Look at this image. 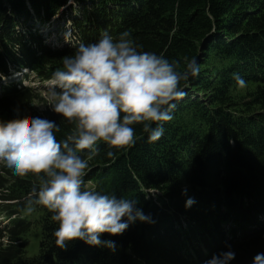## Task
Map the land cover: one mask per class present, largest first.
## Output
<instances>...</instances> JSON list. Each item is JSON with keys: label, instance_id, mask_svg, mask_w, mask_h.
Wrapping results in <instances>:
<instances>
[{"label": "trees", "instance_id": "trees-1", "mask_svg": "<svg viewBox=\"0 0 264 264\" xmlns=\"http://www.w3.org/2000/svg\"><path fill=\"white\" fill-rule=\"evenodd\" d=\"M105 31L129 32L139 51L177 62L178 71L190 60L200 66L180 82L186 95L174 101L159 140L133 125V146L99 142V155L88 160L84 187L136 200L150 222L102 234L115 251L81 240L60 249L52 213L40 205L28 211L38 177L6 170L0 264H206L229 250V264H252L264 254V0H0V79H10L0 86V113L23 119L35 98L24 85L29 75L49 81L78 43H97ZM237 73L252 86L239 102ZM39 117L59 125L58 141L74 127L51 108ZM81 155L87 159V150ZM36 228L37 252L28 255Z\"/></svg>", "mask_w": 264, "mask_h": 264}, {"label": "clouds", "instance_id": "clouds-1", "mask_svg": "<svg viewBox=\"0 0 264 264\" xmlns=\"http://www.w3.org/2000/svg\"><path fill=\"white\" fill-rule=\"evenodd\" d=\"M73 39L69 34L65 42ZM61 65L52 73L47 93L52 111L73 123V129L58 141L60 127L47 118L0 120V161L17 176L38 177L39 189L33 188L28 211L40 205L52 213L58 224L53 232L57 247L81 240L115 251V242L102 240V234L120 235L136 221L150 222V217L134 199L85 188L88 160L99 155V142L116 149L133 146V125H142L149 141L159 140L163 124L173 118L174 101L186 95L180 82L198 76L200 66L190 60L178 71L177 62L139 51L127 31L116 37L105 31L97 43H78ZM233 79L238 88L247 86L238 73ZM85 150L87 159L81 155ZM193 203L189 198L185 208ZM234 256L231 250L221 252L206 264H229ZM252 264H264V254H257Z\"/></svg>", "mask_w": 264, "mask_h": 264}, {"label": "rangeland", "instance_id": "rangeland-1", "mask_svg": "<svg viewBox=\"0 0 264 264\" xmlns=\"http://www.w3.org/2000/svg\"><path fill=\"white\" fill-rule=\"evenodd\" d=\"M49 29H51L50 31L52 32L53 30V26H49L47 27ZM49 31V30H48ZM45 36L48 35L47 31L44 30ZM53 37V36H51ZM50 43L53 44L55 43L54 39L50 38ZM11 80L14 81H18L20 80L21 76L20 75H16L14 74L12 77H10ZM29 80H27L25 82V86H29V88L31 89L30 92L33 93L34 95V99L32 100L31 103H29L28 105H26L25 107V114L23 115V118L28 117H34V116H39L42 115L45 111H47L48 109H50V105L53 103L52 99L50 98V96L47 93V89H48V81H43L40 78H38L36 76V74L33 72L29 75ZM10 82V79H0V86L4 85L6 83ZM252 89L251 85H247L245 88H236L234 90V92H232V98L239 102L243 99H245L248 96V93H250V90ZM0 120L2 121H9L12 120L11 117H7L6 114H1L0 113ZM0 163H3L2 165H0V182H4L7 178L6 175V170L10 171V168H8L6 166V163L4 161H0ZM5 163V164H4ZM7 193V186L4 188H0V206H2L1 203V196L6 195ZM7 220L3 219L0 217V222H5ZM39 239H40V229L36 228L34 230H32L28 235H27V245H26V250L28 255H33L37 252V248H38V243H39Z\"/></svg>", "mask_w": 264, "mask_h": 264}]
</instances>
